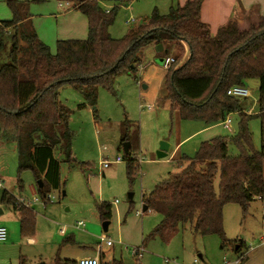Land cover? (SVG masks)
I'll return each mask as SVG.
<instances>
[{
	"label": "trees",
	"instance_id": "16d2710c",
	"mask_svg": "<svg viewBox=\"0 0 264 264\" xmlns=\"http://www.w3.org/2000/svg\"><path fill=\"white\" fill-rule=\"evenodd\" d=\"M63 1L74 3V10L88 20V36L84 41H58L55 54L39 39L29 2L7 0L12 19L0 20V146L13 143L18 149L15 195L21 196L24 191L20 175L30 171L36 183L43 185L36 186V190L45 204L47 196L60 187V162L56 155H62L68 164L76 162L70 110L59 102L66 85L83 98L85 104L81 107L88 106L96 112L98 90L114 95L116 78L138 70L145 47L162 46L163 53L158 56L165 60L167 47L177 42L178 53L166 70V78L168 99L178 105L180 118L215 126L236 114L240 118L239 130L231 137L218 136L202 142L195 158L182 159L179 174L143 195L142 205L147 209L144 213L162 216L149 238L168 240L188 225L194 234L215 235L225 244L224 206H239L245 219L258 198L264 202V145L263 153L255 149L249 129L251 117L241 108L238 98L227 94L231 88L244 87L248 80L257 79V117L264 126V16L249 10L245 17L254 22L247 30L242 31L235 19L227 32L212 39L199 22L204 0H193L168 15L156 12L131 27L122 39L114 40L108 31L115 13L105 12L97 0ZM245 12L239 9L235 14ZM8 35L12 46L5 53ZM181 44L187 47L188 57L177 68L183 57ZM125 124L122 127L127 134L122 135L121 144L129 142L132 148L130 123L126 120ZM262 138L264 141V130ZM231 148L238 156L230 155ZM123 159L127 176L132 179L139 171L137 155H132L130 149ZM88 164L81 163V167ZM0 202L3 207L20 211L21 234L32 236L36 214L17 208L14 195L6 190L1 193ZM129 203L131 211L133 204ZM112 210L109 204L97 206L102 223L111 221ZM232 246L239 253L244 243L235 241ZM62 264L76 262L67 260Z\"/></svg>",
	"mask_w": 264,
	"mask_h": 264
},
{
	"label": "rangeland",
	"instance_id": "374dc122",
	"mask_svg": "<svg viewBox=\"0 0 264 264\" xmlns=\"http://www.w3.org/2000/svg\"><path fill=\"white\" fill-rule=\"evenodd\" d=\"M18 1L30 3L29 10L36 33L52 54L56 53L58 41L86 40L88 20L74 10V3L63 0ZM97 2L105 12L115 13L114 23L108 31L114 40L122 39L131 27L141 24L156 12L168 15L171 6L176 10V1L172 0ZM257 2L259 3L247 8L241 0L240 4L236 1L237 8L232 13L231 22L235 23L236 19L241 30H247L254 22L253 19L248 21L245 17L249 10H256L261 15L263 0ZM66 3L69 5L66 6ZM239 9L246 12L235 14ZM11 19L7 0H0V20ZM199 22L202 23L200 10ZM255 23L258 24V21ZM11 42V36L8 35L5 53L11 49ZM178 48L177 42L170 43L166 50L168 58L177 56ZM180 48L183 49V57L179 65L177 64L178 67L175 65L177 68L188 57L187 47L181 44ZM158 57L152 45L145 47L138 70L121 73L116 78L114 95L102 89L98 90L96 112L88 106L81 107L85 101L69 85L61 90L59 102L70 110L69 127L74 135L72 153L76 162L68 164L63 161L62 155H56L60 162V187L51 192L52 202L47 201L45 204L39 199L41 197L37 194L36 180L32 172L25 171L20 175L24 191L18 199H24L33 205L37 214L35 230L32 236L23 238L14 232L18 241L15 239V245L10 248L4 246L7 243H1L0 264H35L39 261L61 264L58 263L60 258L77 263L86 251L96 250L103 238L114 244L111 248L103 247L102 251L107 255V260L103 258V264H112L113 261L122 264H235L236 261L238 264H264V202L260 201L252 205L245 219L239 206H224L225 244L215 235L201 237L194 234L188 225L180 228L168 240L149 238L151 232L161 223L162 216L155 212L144 215L142 195L146 196L156 186L167 182L172 175L179 174L182 169L178 165L183 163L182 159L195 158L202 141L236 134L240 121L239 116L233 114L228 117L230 123L227 128L222 124L223 128L219 125L213 132L190 137L202 126H208L200 121H183L180 118L178 105L168 99L164 58ZM2 62L6 63V60ZM244 87L251 96L241 98L239 102L244 112L251 117L249 129L254 147L263 153L264 126L261 118L257 117L260 113L257 104L259 81L248 80ZM147 107H151V110ZM94 116L97 117L96 121ZM126 120L130 123L128 136L133 143L131 154L139 155V171L132 179L127 176L123 159L125 143L121 144L122 135L127 134L124 129ZM161 142L171 146V153L175 152L174 161L172 158H158ZM230 155L236 157L238 153L231 148ZM117 157L122 159L120 164L113 163ZM106 158L112 163L108 168H102L100 164ZM81 163L89 164L82 168ZM17 182V146L13 143L1 145V193L4 190L14 191ZM129 194H133V208L130 212ZM35 198L38 202L33 203ZM100 204H109L112 207L114 205L107 232L103 231V223L98 215L97 206ZM10 213L5 210L0 216V222L7 231L12 232L15 231V222ZM78 223H82V226H78ZM66 239H73L75 244L64 243ZM235 241L244 243L239 253L232 250ZM138 248L142 249L140 255L135 254V249Z\"/></svg>",
	"mask_w": 264,
	"mask_h": 264
},
{
	"label": "crops",
	"instance_id": "0c3cea01",
	"mask_svg": "<svg viewBox=\"0 0 264 264\" xmlns=\"http://www.w3.org/2000/svg\"><path fill=\"white\" fill-rule=\"evenodd\" d=\"M172 1H176V6L175 7H176V9H179V8L184 7L187 2L193 1V0H172ZM257 1H259V0H241L243 5L245 7H247V8H249L251 5L259 3ZM66 4H68V3H66ZM235 5H236V0H204L203 1L202 5H201V9H200V19H201L203 24L200 23V26H201V28H206L207 29L209 37H211L212 39H216L221 34H223V33L228 31V29L230 28L231 23H232L231 22L232 19H233L232 13L235 10ZM59 7L61 8L62 5L60 4ZM174 10H175L174 7L171 6L169 11L171 13ZM260 13H261V15H264V0H263V3L261 4ZM33 24H34V22H33ZM87 36H88V33H87ZM219 125L222 127V123L221 124H217L215 126H208V127L202 126L196 132H194L190 137L193 138V137H196V136H201L203 134L213 132L215 129L218 128ZM138 156L139 155H137V157ZM166 158H169V159L172 158L171 160H173V161L175 160V152L171 153V146H169V150L167 152ZM141 163H142V161H141ZM115 164H120V163H115ZM15 190L16 189L14 188V191L13 190L12 191L6 190V191H8L11 195H14V197H15V196H17V195H15ZM0 197H1V189H0ZM142 197H143V195H142ZM113 207H114V205H113ZM24 208L27 209V210L32 211L33 213H35L34 210H33V205H30V206H27V207H24ZM129 209H130V204H129ZM5 210L10 211L12 213L13 221L15 222V231H12L13 233L10 232V231H7L8 232V239H7V242H6L7 245H4L5 247H9L10 248V247L15 245L14 241H15V239L18 238L17 236H14V232H15V234L18 233L19 236L22 237V238L24 236L21 234V214H20V211H18L15 208H12V207L11 208L3 207L1 205V202H0V211L2 212V215L4 214ZM142 212L144 213L143 207H142ZM145 214L146 213H144V215ZM2 215H0V216H2ZM36 216H37V214H36ZM262 221H263V219H262ZM262 227H263V224H262ZM263 230H264V228H263ZM262 238H263V234L261 236V239ZM8 241H10L11 243H9ZM17 241H18V239H17ZM64 243H65V240H64ZM263 243H264V240H263L262 244ZM69 244H75L73 239L70 240ZM104 246L105 245H103V247ZM113 246H114V244L111 247H113ZM103 247H102V249H103ZM111 247H107V248H111ZM141 251H142V249H139V248L135 249V254L136 255H140ZM88 252H91V251H86V253L82 254L81 259L84 258ZM199 257H200V259H202L201 256H199ZM103 258H105V260H107V255L104 254L103 251L101 250V252H100V264H103ZM60 259H61V264H62V261H67L66 259L65 260H62V258H60ZM58 260L59 259H57L56 261H58ZM68 261H71V260H68ZM38 263H40V261ZM35 264H37V262Z\"/></svg>",
	"mask_w": 264,
	"mask_h": 264
},
{
	"label": "built area",
	"instance_id": "2783aa9c",
	"mask_svg": "<svg viewBox=\"0 0 264 264\" xmlns=\"http://www.w3.org/2000/svg\"><path fill=\"white\" fill-rule=\"evenodd\" d=\"M69 4H66L68 6ZM174 63V59L172 58H166L163 63L164 69H168L171 67V65ZM228 96L232 98H249L251 95L247 89L244 87H233L228 91ZM148 110H151V107H147ZM230 120L227 118L222 124L227 128L229 126ZM143 158V157H142ZM122 159L121 157H117L113 163H121ZM139 162H141V159L139 158ZM112 162L108 161V158H106L100 165L102 168H108V166ZM1 186V185H0ZM1 188V187H0ZM14 199L16 200L17 205H23L24 207L30 206L31 204L24 199H18V196H15ZM48 202H52L53 197L51 195H48L46 198ZM259 201H261L260 198H258ZM38 202V199H33V203ZM44 204V203H43ZM78 226H82V223H78ZM263 228H264V219H263ZM63 233V232H62ZM8 239V232L4 224L0 222V244L6 243ZM103 245L107 247H111L113 243L109 241L108 239H101V241L98 243V247L96 250H92L91 252H88L86 256L79 260L77 264H100V252L102 250ZM196 262V261H195ZM235 264H238V261L235 262Z\"/></svg>",
	"mask_w": 264,
	"mask_h": 264
},
{
	"label": "water",
	"instance_id": "95a60500",
	"mask_svg": "<svg viewBox=\"0 0 264 264\" xmlns=\"http://www.w3.org/2000/svg\"><path fill=\"white\" fill-rule=\"evenodd\" d=\"M162 51H163V47H162V46H157V47L155 48V52H156L157 54H159V53L162 52ZM143 88H145V87H143ZM130 149H131V145H130L129 143H125L124 146H123V151H124V153H125V154L128 153V151H129ZM168 150H169V145H168L166 142H161V143H160V146H159V149H158V152H157V156H158V158H160V159L165 158V157L167 156V152H168ZM36 186H37L38 188H42L43 185H42L41 182H37V183H36ZM132 198H133V194H129V195H128V200L131 201ZM143 211L145 212V211H147V209H146L145 207H143ZM0 215H2V212H1V211H0ZM102 227H103V231H104V232H107L108 227H109V222L103 223ZM37 264H46V263H44V262H40V263H37Z\"/></svg>",
	"mask_w": 264,
	"mask_h": 264
}]
</instances>
